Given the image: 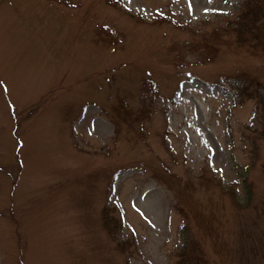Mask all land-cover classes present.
Returning <instances> with one entry per match:
<instances>
[{"label": "rangeland", "instance_id": "rangeland-1", "mask_svg": "<svg viewBox=\"0 0 264 264\" xmlns=\"http://www.w3.org/2000/svg\"><path fill=\"white\" fill-rule=\"evenodd\" d=\"M246 1L0 0V264H181L185 223L210 264H264L238 247L264 104L229 84L264 86V52L223 32Z\"/></svg>", "mask_w": 264, "mask_h": 264}, {"label": "trees", "instance_id": "trees-1", "mask_svg": "<svg viewBox=\"0 0 264 264\" xmlns=\"http://www.w3.org/2000/svg\"><path fill=\"white\" fill-rule=\"evenodd\" d=\"M223 32L224 34H231L234 38V42L238 45L249 46L255 50L258 49L264 52V0H248L244 2L240 10L232 18H229L224 26ZM212 33V35H216V38L220 37L221 35L218 30H213ZM202 41L204 48L210 49L211 52L217 51L218 45L210 42L211 40L209 41L206 36H203ZM250 83L258 86V88L252 90V92H249V94L248 86H245L242 89L241 81L234 78V80H230L229 82V84L237 89L238 97H253L256 98L259 103L264 104V92H262L264 86L262 85V81L257 78H253L252 82ZM228 189L230 195L235 199L236 202L247 206L249 203H251L250 198H252V190L250 186L246 185L245 191H243L242 195L238 194L237 190H235L233 186H229ZM177 197L180 204L176 207L177 211L184 216L186 221L189 220L191 222L193 217L197 219L196 221L204 220L202 215L198 214L196 211L197 209L195 206L190 208L187 207L189 205V199L187 197L180 196V192L177 194ZM108 222H110L109 219L107 220V223ZM181 227L183 228H181V232L184 235V240L183 244L178 248L180 263L210 264V252L206 249V247L204 250L200 241H197L191 237L189 234V225L185 223ZM109 229L113 230V228L110 226ZM245 229L246 230H244V232L239 234L238 247L240 250H243V246H246L248 261L251 255H256L261 249H264V229L262 228L261 230H258L257 226L253 225H247Z\"/></svg>", "mask_w": 264, "mask_h": 264}]
</instances>
